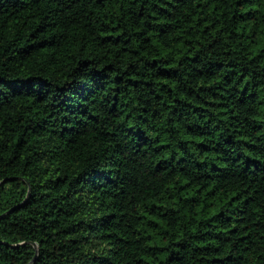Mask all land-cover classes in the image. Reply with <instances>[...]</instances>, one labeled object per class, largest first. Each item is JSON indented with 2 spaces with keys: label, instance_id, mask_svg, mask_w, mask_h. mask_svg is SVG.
I'll return each instance as SVG.
<instances>
[{
  "label": "trees",
  "instance_id": "1",
  "mask_svg": "<svg viewBox=\"0 0 264 264\" xmlns=\"http://www.w3.org/2000/svg\"><path fill=\"white\" fill-rule=\"evenodd\" d=\"M0 264H264V0H0Z\"/></svg>",
  "mask_w": 264,
  "mask_h": 264
}]
</instances>
